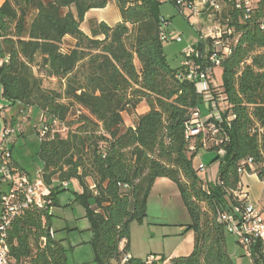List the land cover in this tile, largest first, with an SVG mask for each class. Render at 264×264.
<instances>
[{"label":"trees","instance_id":"1","mask_svg":"<svg viewBox=\"0 0 264 264\" xmlns=\"http://www.w3.org/2000/svg\"><path fill=\"white\" fill-rule=\"evenodd\" d=\"M115 1L122 21L112 26L92 19L87 34L81 27L86 13L109 0H5L3 95L11 104L38 107L44 122L57 120L41 137V176L55 204L64 184L78 180L94 264H119L130 253V223L147 215L159 177L177 184L192 219L186 231L194 233L193 251L171 257L169 264H236L219 217L240 204L244 173L264 180V0H254L249 15L237 7L238 0H227L224 24L237 42L221 60V84L212 83L222 119L207 121L205 134L190 137L185 123L203 101L195 82L178 76L183 67L167 60L163 0ZM68 35L75 43L66 48ZM196 46L203 50L201 41ZM45 79H56L60 87L46 86ZM143 101L149 110L137 114ZM73 107L79 113L73 114ZM124 112L134 117L133 125L126 124ZM211 122L218 127L215 135ZM203 148L215 153L210 162L219 164L215 181L205 182L194 165ZM53 216L30 206L14 219L6 240L14 263L70 264ZM250 249L253 264H264V241L255 239ZM125 264L148 263L131 256Z\"/></svg>","mask_w":264,"mask_h":264},{"label":"rangeland","instance_id":"2","mask_svg":"<svg viewBox=\"0 0 264 264\" xmlns=\"http://www.w3.org/2000/svg\"><path fill=\"white\" fill-rule=\"evenodd\" d=\"M222 4L223 11L220 13L204 10L198 17L188 19L176 5L163 0L161 11L169 20L164 25L167 36L164 40V51L172 67L177 68L181 65L184 50L188 46L198 45L201 28L215 24L226 27L223 16L230 4L227 0H222ZM178 37H182V40L178 41ZM216 79L221 80L219 67L216 68ZM44 84L48 87H60L56 79H45ZM203 104L200 106L204 107ZM25 108L28 109L29 117L24 119L22 110ZM77 108H72L73 114L79 113ZM202 113L205 114V111ZM128 115V112H124L126 120L129 119ZM42 116V111L36 106L11 104L4 97L0 83V140L3 139L7 128L15 130L10 136L11 153L34 179L41 177L43 168V162L38 155L41 144L38 131L42 127ZM199 155L205 165V170H201L200 175L206 178V172L211 171L210 162L215 153L203 148ZM6 187L3 183V188ZM80 192L78 181L72 180L64 184L57 195L52 225L56 231V238L62 240L67 248L70 264H94V252L90 244L92 239L90 223L86 218L84 205L77 200ZM191 220L177 184L167 177L157 178L148 197L147 215L142 220L135 218L130 223V252L135 258L143 260L153 255L157 259L155 264H164L163 262L170 257L189 255L194 248V233L192 230L186 231V225ZM227 239L232 252L238 248V255H243L245 264L249 262L253 264L250 254L243 245L236 243L237 238L233 234L229 233Z\"/></svg>","mask_w":264,"mask_h":264},{"label":"built area","instance_id":"3","mask_svg":"<svg viewBox=\"0 0 264 264\" xmlns=\"http://www.w3.org/2000/svg\"><path fill=\"white\" fill-rule=\"evenodd\" d=\"M254 0H238L237 7L243 8L247 15L250 14ZM178 10L187 16L198 17L204 10L221 12L223 4L221 0H176ZM163 25L168 23V19L163 17ZM264 28V21L261 23ZM165 30V29H164ZM200 41L208 42L209 49L204 51L196 45H190L184 50V58L181 62L182 74L189 80L195 82L197 90L202 97V101L207 108L206 116H203L200 108L196 109L191 118L185 123L187 137L206 133V122L210 120L220 121L222 119L218 98L213 93L212 78L215 69L220 66L223 57L232 53L233 45L237 42L233 29L215 24L201 28ZM166 39V32L163 33ZM182 37H178L181 41ZM23 118L29 117L28 109L22 110ZM58 125L54 120L53 125L42 120V127L38 131L40 137ZM209 130L212 135L218 131L216 123L211 122ZM13 128H7L2 140H0V182L8 184L6 191L0 190V264H16L10 258V251L7 245V235L14 219L25 212L30 206H36L53 215L55 201L52 196L51 187L47 185L42 176L32 178L30 175L20 172L15 166L13 156L9 147L10 136L14 133ZM193 148V147H192ZM252 159H250L251 161ZM199 170H205V165L201 162L197 166ZM239 199L240 204L233 209L221 212L219 220L226 223L227 230L233 234L239 244L243 245L248 254H251V243L255 239L264 241V215L263 212L248 199V192L241 185ZM54 235V230H51ZM131 258L130 253H126L119 264H125ZM148 264H155L157 259L150 256L146 259ZM20 264H31L24 261Z\"/></svg>","mask_w":264,"mask_h":264},{"label":"crops","instance_id":"4","mask_svg":"<svg viewBox=\"0 0 264 264\" xmlns=\"http://www.w3.org/2000/svg\"><path fill=\"white\" fill-rule=\"evenodd\" d=\"M4 1L5 0H0V6L4 3ZM92 19H95L98 21H104V22L108 23L109 25L113 26V25L122 21V15H121V11H120V8H119L117 2L115 0H109V3L106 7L94 8V9L89 10L86 13L85 19L82 22L81 27H82V30L87 34H91L90 20H92ZM74 43H75V39L72 38L70 35L65 37L64 47H66V48L70 47ZM202 46H203L204 51H208V49H209V43L208 42H206V41L202 42ZM219 68L221 69V67H219ZM221 74H222V70H221ZM221 82H222V77H221L220 81H218L216 79V69H215V74L212 78V83L214 85L218 86L221 84ZM203 106L204 107L200 106V109L202 112L205 111V114H203V113L202 114H203V116H206L207 108H206L205 104H203ZM148 110H149V106L147 105V103L141 102L136 109V113L137 114H143V113H146ZM128 117H129L128 120L125 119L126 124L127 125H133L134 124V117L129 116V115H128ZM124 118H125V116H124ZM201 162L203 163V160H202V157L198 153V155L196 156V158L194 160L195 167H197L199 165V163H201ZM218 168H219L218 162L212 164L211 171L208 173L206 172V178H203L205 180V182L215 181L217 179ZM74 180H76V179H74ZM76 181H78V180H76ZM89 181L91 184H93V181L91 179H89ZM3 183H5V182H0V190L6 191L8 184L5 183L7 187L3 188ZM241 185L243 186L244 190L248 192V199L247 200L250 203L257 206L263 212V215H264V180H262L259 177V175L255 172L244 173L242 175V178H241ZM81 191H82V188H81ZM92 236H93V233H92ZM124 243L125 242L121 243V248L124 246ZM236 243H237V241H236ZM227 246H228L229 251L232 254H233V252H235V255H233V257L235 259V263L236 264H245L246 260H245V258H243V255H238V251H239L238 248L233 249L234 250L233 252L231 251L228 239H227ZM130 254H131V256H133V254L131 252H130ZM169 259H167V261L164 262V264H169ZM252 260H253V258H252ZM247 264H250V262Z\"/></svg>","mask_w":264,"mask_h":264}]
</instances>
